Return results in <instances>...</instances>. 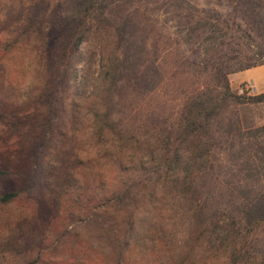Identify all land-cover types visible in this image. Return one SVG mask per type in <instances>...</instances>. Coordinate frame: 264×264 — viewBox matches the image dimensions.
<instances>
[{"label":"rangeland","instance_id":"1","mask_svg":"<svg viewBox=\"0 0 264 264\" xmlns=\"http://www.w3.org/2000/svg\"><path fill=\"white\" fill-rule=\"evenodd\" d=\"M30 1H24V8H13V0H0V168L24 163L33 146L39 143L43 146L42 155L49 162L47 181L43 190L30 200L0 206V264H115L114 254L126 231L132 236L133 245L121 264H197L201 258H206L205 264H221L225 257L229 261L234 242L225 248L213 247L212 255H208L202 239H190L192 212L199 201L183 191L184 165L171 171L166 183L150 175L149 170L164 156L173 154L172 143L168 154L158 145L153 147L161 137V129L176 125L180 104L192 90L213 82L200 58L186 50L194 46L204 51L209 48L208 43L185 44L182 36L191 32V28L200 32L195 24L208 15L228 20L230 25L220 28L216 36L220 37L223 30L228 33L229 57L235 48L249 54H264V36L260 37L247 25L234 33L231 23L236 18L228 15L231 9L225 0H186L189 6L182 7L186 10L180 9V0H171L163 9L165 13L153 7L140 12L143 25L139 29H143L142 37L146 36V57L158 52L164 80L146 97L124 94L115 107L116 127L105 128L103 132L110 134L106 132L97 138L99 125L91 111L97 108L96 98L88 96L99 70L97 55L85 68L86 89L69 98L61 109L52 99L47 100L48 79L38 59L32 63L28 59L30 54H3L12 40L10 32L18 28L20 12ZM32 1L35 14L26 10L23 19L31 16L41 20L37 14L42 13L45 17L39 26L32 28L42 27L43 31L17 47L30 48L29 51L43 48L49 16L63 8L60 0ZM92 46L83 44L78 53L83 55ZM191 60L198 64L190 65ZM83 64L80 62L79 67ZM258 67L228 76L233 95H241L239 87L243 83H250L255 90L246 98L264 93V71ZM54 84L51 79V88ZM260 126H264V103L228 100L222 104L210 138L204 141L208 145V157H199L197 161L202 167L198 176L201 175L203 196L211 205L227 202L237 209L240 196L264 189V144L250 148L258 135L250 133L244 136L250 137L248 141H241L248 152L241 153L236 132L237 127L254 130ZM117 133L123 136L121 141ZM114 138L119 144L113 143ZM249 156L250 161H246L250 168L246 166L244 173H240L239 159ZM189 158L185 153L184 161ZM142 165H146V171ZM17 185L15 178L0 177V191ZM126 186L130 188L123 194ZM128 213L133 215L132 225L126 221ZM185 233L187 241L181 239ZM253 236L261 246L264 224L255 229Z\"/></svg>","mask_w":264,"mask_h":264},{"label":"trees","instance_id":"2","mask_svg":"<svg viewBox=\"0 0 264 264\" xmlns=\"http://www.w3.org/2000/svg\"><path fill=\"white\" fill-rule=\"evenodd\" d=\"M25 0H13V8L25 6ZM62 1V11L51 13L49 20L48 36L42 41L43 48H17L29 38H34L37 33L43 31L33 30V26L40 25L45 13L38 18L32 19L31 16L25 20L23 12L35 14L34 3L31 0L25 10L20 12L22 18L19 19L18 28L10 32L11 41L6 48L4 56H15L19 53L29 56V61L33 63L38 59L40 66L45 70L49 83L47 87V100L51 99L58 104L61 109L65 108V102L83 92L85 86V68L95 55L99 57V70L96 77L91 82L89 97H95L92 108L95 121L99 125L97 138L104 136L105 128L116 127L115 110L121 102L124 94L132 97L139 95L146 97L163 82L164 77L158 64L160 56L153 51L151 57H146V36L142 37L139 29L143 23L139 20L140 12H147L150 7L159 12L168 7L171 0H60ZM182 2L181 10H186L189 6L186 0ZM224 1V0H219ZM231 9L228 15L232 19L231 26L233 32H241L242 25H247L258 35L264 36V1L263 0H225ZM193 8V7H192ZM165 13V12H164ZM235 15L237 17H235ZM144 16V13H141ZM204 18V19H203ZM202 22L198 20L196 27L191 28V32L182 36L185 44L198 45L207 42L209 48L204 51L201 48H187L186 50L200 58V64L206 72L211 73L213 82L199 86L192 90L188 99L184 100L179 112V120L174 127L165 126L161 129L160 139L154 143L153 147H162V150L169 153L170 143H172V153L164 156L159 164L152 165L149 170L150 175L163 180L166 183L171 171L183 167L186 170L183 191L185 194L192 195L198 199L196 209H193V228L190 234L192 241L201 240L205 244V252L212 255V249L218 246L224 248L229 243L236 245L229 252V264H264V240L261 246L253 232L258 226L264 224V189L257 194L240 196L237 209H232L227 202L223 204L211 205L206 197L203 196L202 185L199 171L202 167L198 165L199 157H208V145L206 138H210L213 125L217 122L222 104L228 100L237 103H264V93L257 96L246 98V95H233L230 91L228 76L230 74L245 71L257 66L264 65V54H249L240 48H235L233 55L229 57L230 48L228 33L223 30L220 37L216 33L230 25L228 20H222L218 15L206 16ZM24 21V22H23ZM196 33V34H195ZM28 38V39H27ZM40 39H36L39 41ZM190 41V42H189ZM35 43V40L33 41ZM93 44L92 50L85 54L78 53L83 44ZM51 45H54L52 47ZM13 52H10V49ZM212 48V49H210ZM1 53V52H0ZM17 53V54H16ZM84 64L79 67V63ZM43 63V64H41ZM190 65L198 64L196 60H191ZM83 73L80 74V70ZM2 66L0 64V71ZM56 84L51 88L50 80ZM56 85V87H55ZM51 88V90H50ZM87 98V97H86ZM245 100V101H244ZM88 103V99L86 100ZM119 125V124H118ZM159 126H162L159 124ZM240 142L250 137L248 134L257 133L255 140H252L250 148L264 144V126L254 130L251 128L237 127ZM173 134V139H172ZM118 140L123 137L116 134ZM113 143L117 144V139ZM262 140V142H261ZM119 141V142H120ZM206 141V142H204ZM243 142L240 143L239 151H245ZM119 144V143H118ZM42 145L35 144L28 159L21 164H16L12 168H0V177L15 178L17 187L11 190L0 191V206L12 205L17 202L30 200L35 194L40 193L45 185L46 162L42 155ZM248 147V148H249ZM264 148V147H263ZM150 153L154 152L152 148ZM262 150V149H261ZM189 155V159L184 161V154ZM245 155V154H244ZM247 155V154H246ZM47 156V155H46ZM240 173H244L246 166H249L250 156L240 158ZM249 160V161H246ZM146 165H142V170L146 171ZM250 168V166H249ZM252 169V167H251ZM143 175V174H142ZM130 187L126 186L123 192L126 193ZM119 199V198H118ZM135 215V213H134ZM126 221L132 225L133 215H126ZM142 223V220H140ZM126 231L119 242V247L115 251V264H121L126 253L133 245V238ZM132 238V239H131ZM217 245V246H216ZM222 248V249H224ZM197 264H205L206 258H201Z\"/></svg>","mask_w":264,"mask_h":264},{"label":"built area","instance_id":"3","mask_svg":"<svg viewBox=\"0 0 264 264\" xmlns=\"http://www.w3.org/2000/svg\"><path fill=\"white\" fill-rule=\"evenodd\" d=\"M254 88L250 83H243L239 87V94L241 95H251L254 92Z\"/></svg>","mask_w":264,"mask_h":264},{"label":"clouds","instance_id":"4","mask_svg":"<svg viewBox=\"0 0 264 264\" xmlns=\"http://www.w3.org/2000/svg\"><path fill=\"white\" fill-rule=\"evenodd\" d=\"M182 240L187 241L188 240V235L185 233L182 237ZM221 264H229V261L227 260V258L225 257L222 261Z\"/></svg>","mask_w":264,"mask_h":264},{"label":"crops","instance_id":"5","mask_svg":"<svg viewBox=\"0 0 264 264\" xmlns=\"http://www.w3.org/2000/svg\"><path fill=\"white\" fill-rule=\"evenodd\" d=\"M258 68H263V71H264V65L263 66H260V67H258ZM253 69V68H252Z\"/></svg>","mask_w":264,"mask_h":264}]
</instances>
